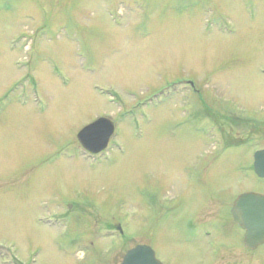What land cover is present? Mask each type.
Segmentation results:
<instances>
[{"label":"rangeland","instance_id":"rangeland-1","mask_svg":"<svg viewBox=\"0 0 264 264\" xmlns=\"http://www.w3.org/2000/svg\"><path fill=\"white\" fill-rule=\"evenodd\" d=\"M262 148L264 0H0V264H198L191 217L264 194ZM236 248L215 264H264Z\"/></svg>","mask_w":264,"mask_h":264},{"label":"water","instance_id":"water-1","mask_svg":"<svg viewBox=\"0 0 264 264\" xmlns=\"http://www.w3.org/2000/svg\"><path fill=\"white\" fill-rule=\"evenodd\" d=\"M114 124L100 118L83 128L78 134V141L88 152L99 154L104 151L114 135ZM255 174L264 179V151L254 155ZM233 217L245 231V246L255 250L264 243V196L245 193L239 196L232 210ZM121 264H162L156 259L152 248L140 245L128 251Z\"/></svg>","mask_w":264,"mask_h":264},{"label":"flooded vegetation","instance_id":"flooded-vegetation-1","mask_svg":"<svg viewBox=\"0 0 264 264\" xmlns=\"http://www.w3.org/2000/svg\"><path fill=\"white\" fill-rule=\"evenodd\" d=\"M83 150L91 158H97L98 155H102L106 151L105 150L104 152L95 155V154H91L85 149ZM260 150H264V148ZM241 194L229 200L228 204H226L225 206H222L219 212L216 213V216L219 214L223 218H226L227 219V222L225 221L226 223L218 219L209 220V219H204V217H200V218H197L194 216L191 217V218H194L193 219L194 221L201 224V226H194V225L189 226L188 230L191 231L192 238L190 239V241L189 240L187 241V243L193 246V248L196 247L195 252H197L198 255H200L198 259V264H215L219 260V256H221L224 252H227L229 250V244H233L234 248L237 247L236 249L239 250L242 255L246 251L247 253L249 252V254L252 252L250 249H248L245 246V242H244L245 234H246L245 230L242 229L235 222L233 214H232V209L235 205V202L238 196H240ZM230 227H236L242 230V237L239 238V243L238 242L233 243L231 241V238H228L230 236V233H229ZM217 235H221L222 237L218 239V237L216 238ZM138 245H144V243H138L134 245V247ZM147 246L151 247L149 244H147ZM261 247L262 246L256 248L254 251L259 250ZM195 252L191 251V253H195Z\"/></svg>","mask_w":264,"mask_h":264}]
</instances>
